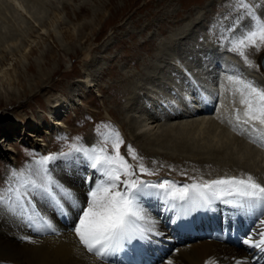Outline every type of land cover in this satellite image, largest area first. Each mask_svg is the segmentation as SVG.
Listing matches in <instances>:
<instances>
[{
	"label": "rangeland",
	"instance_id": "1",
	"mask_svg": "<svg viewBox=\"0 0 264 264\" xmlns=\"http://www.w3.org/2000/svg\"><path fill=\"white\" fill-rule=\"evenodd\" d=\"M245 2L264 19V0ZM244 11L237 7L236 0H0V67L11 70L12 74L15 72L13 76L18 78L10 85L0 81V98L5 103L17 102L0 108V115L9 110L15 118H32L41 123L45 131L53 124L52 102L61 99L67 105L62 114L63 124L52 128L53 151L41 152L40 157L54 155L63 148L62 151L72 149L78 142L99 141L97 144H100L103 140L100 133L106 131L104 126L108 121L124 140L121 154L133 164L126 153L127 146L140 148L146 140H135L129 130L131 125L138 128V132L145 131L150 138L157 137L163 126L174 125L162 117L149 127H142L141 118H148L143 110L146 104L142 103L148 98L158 101L162 107L168 100L175 99L181 109H185L183 97L176 91L180 93L182 86L191 91L192 83L200 88L203 85L213 92L215 111L222 112L225 105H232L235 109L231 107L228 111L233 121H237L234 119L236 110L243 114V106L239 103V94L233 93L235 85L228 77L239 76L264 87L260 72L261 68L264 73V46L259 51L246 50L254 65L249 67L238 54L229 51L230 45L222 39V34L226 33L230 39L249 27L248 16L238 20ZM186 67L192 83L184 77ZM232 68L237 69L236 73H232ZM111 110L120 117L114 118ZM193 119L177 120L175 126H188ZM237 124L227 133L221 126L216 133V127L198 132L195 135V141L200 143L198 148L207 151L204 146L214 139L215 133L216 141L228 148L225 156L220 155L218 159L233 165L231 171L242 170L240 161L250 159L254 169L251 176L264 184V148L261 146L264 139L254 142L249 134L250 126ZM240 125L246 131L245 141L251 149H242L235 141L243 137ZM44 131L42 140L47 136ZM234 142L236 145L231 147L230 143ZM166 144L170 149H181L173 140ZM195 144L197 148L198 143ZM5 146L10 147L9 152L17 158L22 156L24 165L29 158L41 159L35 155L36 149L19 139L6 141ZM107 149L112 152L111 141ZM215 155L212 157L217 159ZM145 161L151 163L147 158ZM156 163L165 166L163 161ZM5 165L0 156V185L5 184ZM241 175L248 176L246 172Z\"/></svg>",
	"mask_w": 264,
	"mask_h": 264
},
{
	"label": "bare ground",
	"instance_id": "2",
	"mask_svg": "<svg viewBox=\"0 0 264 264\" xmlns=\"http://www.w3.org/2000/svg\"><path fill=\"white\" fill-rule=\"evenodd\" d=\"M185 69L183 71L185 73L184 77L190 80L191 73H189L187 67ZM232 70V73H236L237 69L232 68ZM260 72L264 77L261 68ZM13 74L11 70L4 68V66L0 67V81H5L9 85L15 84L18 78L14 77ZM190 81L189 83H192ZM192 85L191 91H187L183 86L184 90H186L185 92L182 91V87L179 89L180 93L176 91L180 97H183L185 109H181L175 99L172 101L168 100L165 107H162L158 101L150 98H148L150 101L142 103L143 106L146 104L143 110L148 115L147 119L141 118L142 121L139 120L143 128L149 127L150 123H155L162 119V117L174 123V125L167 124L166 128L163 126L162 132H158L159 135L155 138L147 137L145 131L138 132V128L134 129L132 125L129 128L135 140H146L145 144L140 148L131 145L137 155L143 159L142 161H133L134 164L142 162L155 173L154 175L141 174L140 178L151 183L168 179L183 185L184 183H191L193 179L199 181L201 178L203 180H213L225 176L245 177V175H241V173L245 172L247 175H251L253 164L250 163L251 160L248 158L245 161H240L242 159L236 157L242 162L241 167L244 171L241 169L231 171L234 168L233 165L218 159L220 155L225 156L224 154L227 153L228 148L226 150L224 148L227 147L226 145L216 141V131L221 126L224 127V132L227 133L230 129H234L235 125L237 127V123H241L233 121L231 118V113L228 110H230L229 108L232 105H225L226 107L222 109V112L215 111V108L212 107V102L214 101L213 92L203 88V85H201V88L195 83H192ZM175 86L172 87L174 90H176ZM191 102H196L198 108L194 106L195 103ZM15 103L17 102L5 103L0 98V108L3 106H13ZM52 104L51 120L53 124L52 126L50 125L51 127L48 126L45 131L42 129V124L37 123L32 118L23 120L20 117L15 118L9 110L4 111L0 115V156L6 162V172L4 173L5 184L0 185V195L5 197L10 195L6 189L15 183L12 179L13 171L20 172L30 167L35 169L38 167L36 161H39V159L29 158L27 159V164L24 165L22 163V156L17 158L9 152L10 147L5 146L6 141L14 138L19 139L36 149L37 151L35 152L37 154L35 155L39 157V153L41 154V152L53 151L51 150L54 142L53 135L51 134L52 128L56 129L57 126L63 124L62 114L67 109V105L61 99H55ZM232 109H235V107L233 106ZM112 116L116 119L120 117L115 110L112 111ZM188 118H194L193 123L190 121L192 125L188 121L190 123L188 126H175V121ZM222 119H226L229 122H225ZM149 120L152 121L149 122ZM231 120L232 123H230ZM143 121L145 122L144 124ZM105 124L109 125V122L105 121ZM241 125L239 126L240 128H242ZM209 127L213 129L216 127L215 133H213L214 139L211 141L206 139L209 141L206 142L208 146H204V149L207 151L202 152V149L198 148L200 143L197 140L195 141V135L198 132H206V129H209ZM42 130L47 134L43 140L41 139ZM245 133L246 131L244 130V133H241L243 137H238L235 141H237V145L242 149H251L247 147ZM168 140L178 143L181 149L177 151L176 149H170L169 146V148L166 147ZM97 142H90L91 144L88 142H78L77 146L85 148L105 146L103 140L101 141L102 144H97ZM195 143H198L197 148ZM155 145H159L160 148L163 147L164 149H158L159 147L156 148ZM201 145L204 144L201 143ZM230 145L231 147L232 145L235 146L236 142L230 143ZM62 150H57L53 153L54 155H58L60 153L74 152L73 148L66 151ZM213 155L217 159L212 157ZM40 158H43V156ZM146 158L151 160L150 164L145 161ZM157 160L165 162V166L157 165ZM222 162L225 164H221ZM182 164L185 165L184 168ZM45 168L51 179L63 188L71 191L81 205L86 203L88 192L98 179L95 170L89 168L85 160L76 155L48 161ZM236 171H238L237 174H234ZM30 178L36 179L34 175ZM260 184L264 186V184ZM61 202L63 203V201ZM8 203L11 204L12 201L9 200ZM32 204L36 210L40 211L51 222L57 229V233H38L35 229L29 227L24 219L14 215L6 209L5 205L0 204V264H167L169 260L172 264H209V262L211 264H234V259L238 260L242 258H246L249 264H257V260H259V264H264V259L260 257L258 250L249 248L243 244L236 246L228 240L216 239L217 236H223L221 227L229 226L232 223L236 224V226L238 224L241 225V230L245 236L249 232V229L255 232L254 221L258 227L257 217L264 219V216H260V209L241 213L233 205L225 204L222 201H215L209 206L200 207L187 204L183 201L166 200L162 196H150L143 201V207L151 218V221L154 222L159 235H152L148 240L144 241H133L115 256L108 258L106 261H101L93 254L86 252L72 233V225L76 222L78 215L76 209L65 203L66 215H56L57 210L55 206L42 196H37L33 199ZM214 230L218 231L219 234L213 236L212 232ZM253 238L255 239V236Z\"/></svg>",
	"mask_w": 264,
	"mask_h": 264
},
{
	"label": "snow or ice",
	"instance_id": "3",
	"mask_svg": "<svg viewBox=\"0 0 264 264\" xmlns=\"http://www.w3.org/2000/svg\"><path fill=\"white\" fill-rule=\"evenodd\" d=\"M236 4L237 7L245 10L238 20L246 15L250 18V25L230 39L226 33L222 34V39L227 40L230 45L229 51L238 54L247 66L253 67L246 50L255 48L259 51L261 46H264V19L258 16L245 0H236ZM228 80L235 85L233 93L239 94V103L243 106L242 116L237 109L235 119L242 125L250 126L249 134L254 135V142L255 138L264 139V87H258L253 81L244 80L239 76H229ZM104 127L106 131L100 135L105 146L85 148L74 144L73 153L49 155L36 161L38 167L35 169L30 167L20 172L13 171L12 179L15 183L6 189L10 194L8 197L0 195V204L24 219L29 227L44 234H55L57 229L33 207V199L37 196L45 197L60 215H66L64 204H69L78 211L76 222L72 225V233L88 253L101 261L115 256L133 241H144L152 235H159L154 222L143 207V201L150 196H162L166 200L183 201L200 207L222 201L233 205L241 213L260 209V216H264V186L251 175L225 176L213 180L201 178L199 181L193 179L191 183L183 185L168 179L151 183L141 179L140 175L155 173L142 162L129 163L125 155L120 152L124 140L118 130L110 125ZM97 131L99 132V129ZM241 131L244 129L241 128ZM109 141L112 146L111 153L106 146ZM127 153L133 161H142V157L137 155L131 145L127 146ZM72 155L83 158L87 166L95 170L98 177L90 188L84 205L79 203L71 191L54 182L45 168L48 161ZM32 175L36 179H31ZM229 197L232 199H225ZM9 200L12 201L11 204L8 203ZM257 221L258 227L254 221L256 231L249 229L246 237L241 238V243L258 250L260 257L264 259V219L257 217ZM167 264L172 262L169 260ZM234 264H249V262L246 258L234 259Z\"/></svg>",
	"mask_w": 264,
	"mask_h": 264
},
{
	"label": "water",
	"instance_id": "4",
	"mask_svg": "<svg viewBox=\"0 0 264 264\" xmlns=\"http://www.w3.org/2000/svg\"><path fill=\"white\" fill-rule=\"evenodd\" d=\"M262 64H263V68H264V57H263V60H262Z\"/></svg>",
	"mask_w": 264,
	"mask_h": 264
}]
</instances>
